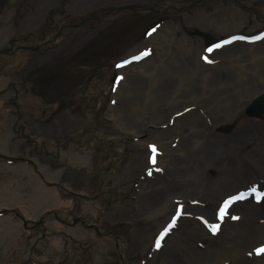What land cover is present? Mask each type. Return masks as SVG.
I'll return each instance as SVG.
<instances>
[{
	"label": "rangeland",
	"instance_id": "1",
	"mask_svg": "<svg viewBox=\"0 0 264 264\" xmlns=\"http://www.w3.org/2000/svg\"><path fill=\"white\" fill-rule=\"evenodd\" d=\"M73 2L62 9L58 0H0V264L156 262L182 227L183 213L174 211L160 231L156 221L161 219L129 213L142 182L150 185L164 177L150 165L158 157L151 144L139 142L146 134L116 125L108 113L120 69L137 60L123 63L121 58L170 24L178 36L186 34L203 48L208 60L236 44L260 45L264 0ZM227 6L244 13L242 28L226 33L194 23L197 13L210 19L222 16ZM11 40L12 51L16 46L40 48L3 52ZM154 56L153 47L140 59ZM263 93L261 86L254 98ZM247 108L238 107L209 126L218 138L239 133L251 121L264 126V113L254 117ZM263 132L258 129L244 140L243 157L257 169L255 176L233 184L226 196L220 193L231 184L216 186L210 183L214 176L209 178L211 187H206L218 199L210 215L195 220L204 233L195 237V248L217 245L225 217L238 221L232 206L264 203ZM199 141L198 152L223 144L204 136ZM230 161L225 167H232ZM213 226H218L215 232ZM142 230L150 232L137 246ZM261 249L264 245L259 249L264 260Z\"/></svg>",
	"mask_w": 264,
	"mask_h": 264
},
{
	"label": "bare ground",
	"instance_id": "2",
	"mask_svg": "<svg viewBox=\"0 0 264 264\" xmlns=\"http://www.w3.org/2000/svg\"><path fill=\"white\" fill-rule=\"evenodd\" d=\"M238 13L231 6L224 9L222 16L210 19L200 12L194 23L214 25L229 33L246 24L243 19L246 16L241 17L242 11ZM153 47L154 57L140 59L144 50ZM132 51L121 58L122 62L130 57L137 60L120 69L108 113L116 125L146 134L139 142L151 144L150 150L158 157L150 165L162 173L164 180L150 185L142 182L129 213L161 219L156 221L157 231L169 222L174 211L183 213L182 227L169 240L159 259L149 264H264L259 252L264 245V203L252 201L242 208L232 206L235 210L232 214L237 215L238 221L225 217L228 222L221 224L217 245L206 249L193 246L195 237L204 235L195 220L210 215L218 199L216 192L206 187H211L209 178L214 176L210 183L216 186L223 181L231 184L225 187L226 192L220 193L226 196L233 184L246 182L257 173L255 166L243 157L244 140L258 129L264 131V126L251 121L239 133L220 134L218 138L209 125H217L238 107L251 106L264 94L254 98L259 87L264 86V42L239 47L236 44L208 60L203 48L186 34L178 36L170 24L162 32L149 34ZM117 107L121 115L114 113ZM200 136L223 144L206 146L204 150L210 152H198ZM229 161L232 167H225ZM149 232H138L135 245L141 246ZM254 251L258 258L249 257Z\"/></svg>",
	"mask_w": 264,
	"mask_h": 264
},
{
	"label": "flooded vegetation",
	"instance_id": "3",
	"mask_svg": "<svg viewBox=\"0 0 264 264\" xmlns=\"http://www.w3.org/2000/svg\"><path fill=\"white\" fill-rule=\"evenodd\" d=\"M71 1H74L73 4H75V2H76V0H58V7H61L62 9H64L65 6H68V2H71ZM59 13H60V15H62L65 12H63V10H62ZM83 21L84 20H82L81 22H83ZM65 26H67V25H64V24L62 25V27H65ZM11 48H12V40L9 41V47L6 50H4L3 52L12 53L13 51L18 50V49H31V50H35V49H39L40 48V44L39 45H36L35 47L34 46H30V47L29 46H23V47L16 46V48L13 51L11 50Z\"/></svg>",
	"mask_w": 264,
	"mask_h": 264
},
{
	"label": "water",
	"instance_id": "4",
	"mask_svg": "<svg viewBox=\"0 0 264 264\" xmlns=\"http://www.w3.org/2000/svg\"><path fill=\"white\" fill-rule=\"evenodd\" d=\"M247 114L252 115V116H260L261 114L264 113V94L253 101L251 106L247 108Z\"/></svg>",
	"mask_w": 264,
	"mask_h": 264
},
{
	"label": "snow or ice",
	"instance_id": "5",
	"mask_svg": "<svg viewBox=\"0 0 264 264\" xmlns=\"http://www.w3.org/2000/svg\"><path fill=\"white\" fill-rule=\"evenodd\" d=\"M229 41H225L224 43H228ZM220 45H216V47H219ZM209 51H211V49H209ZM118 67H119V65H118ZM218 226H213V228H212V231L213 232H215L216 231V228H217ZM157 247H159V240H157ZM260 251H264V249H261Z\"/></svg>",
	"mask_w": 264,
	"mask_h": 264
},
{
	"label": "trees",
	"instance_id": "6",
	"mask_svg": "<svg viewBox=\"0 0 264 264\" xmlns=\"http://www.w3.org/2000/svg\"><path fill=\"white\" fill-rule=\"evenodd\" d=\"M2 213H3V211L0 214H2Z\"/></svg>",
	"mask_w": 264,
	"mask_h": 264
}]
</instances>
